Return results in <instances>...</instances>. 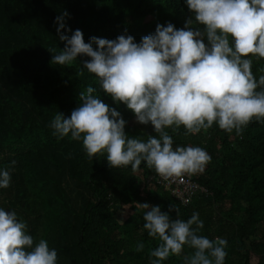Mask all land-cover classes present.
Returning a JSON list of instances; mask_svg holds the SVG:
<instances>
[{
    "label": "trees",
    "instance_id": "trees-1",
    "mask_svg": "<svg viewBox=\"0 0 264 264\" xmlns=\"http://www.w3.org/2000/svg\"><path fill=\"white\" fill-rule=\"evenodd\" d=\"M64 13L67 27L82 30L85 42L121 34L140 42L157 24L179 29L194 19L185 0H0V169L11 175L10 186L0 188V206L15 210L34 240H48L57 264H150L158 242L143 228L144 202L172 219L176 209L185 221L199 213L200 235L227 240L225 264H264V123L253 120L239 134L217 125L197 134L168 130L174 147L200 146L211 157L192 175L210 193L186 205L153 182L156 173L144 162L133 171L110 167L106 153L89 158L82 140L58 138L51 127L59 112L70 117L89 85L121 113L126 134L147 140L156 133L104 93L83 66L90 57L51 62L66 44L55 22ZM252 71L257 79L264 74V58L253 57ZM191 252L185 246L184 254ZM163 264H183V258L171 255Z\"/></svg>",
    "mask_w": 264,
    "mask_h": 264
},
{
    "label": "clouds",
    "instance_id": "clouds-1",
    "mask_svg": "<svg viewBox=\"0 0 264 264\" xmlns=\"http://www.w3.org/2000/svg\"><path fill=\"white\" fill-rule=\"evenodd\" d=\"M185 2L194 19L184 28L157 24L140 42L124 34L85 42L82 30L67 27V13L55 18L66 44L51 62L63 66L78 56L90 57L83 66L95 74L104 93L125 104L137 122L151 123L156 133L147 140L126 134L121 113L89 85L70 117L59 112L52 120L58 138L82 140L89 158L106 153L110 167L136 171L144 162L171 184L203 172L211 157L200 146L174 147L169 129L197 134L217 125L239 134L253 120L264 123V74L257 79L252 71L253 57L264 58V0ZM10 183V171L0 169V188ZM139 207L146 210L143 228L158 242L150 264H163L171 255L182 256L183 264H225L227 240L200 235L204 222L199 213L185 221L178 218V209L172 219L158 205ZM185 246L190 254H184ZM143 248V242L137 244L138 251ZM57 258L47 239L34 240L17 212L0 206V264H57Z\"/></svg>",
    "mask_w": 264,
    "mask_h": 264
},
{
    "label": "built area",
    "instance_id": "built-area-1",
    "mask_svg": "<svg viewBox=\"0 0 264 264\" xmlns=\"http://www.w3.org/2000/svg\"><path fill=\"white\" fill-rule=\"evenodd\" d=\"M151 179L154 183L164 187L175 201L183 205L190 203L196 196H207L210 193L209 189L197 182L193 176H186L183 182L171 184H166L157 174Z\"/></svg>",
    "mask_w": 264,
    "mask_h": 264
}]
</instances>
